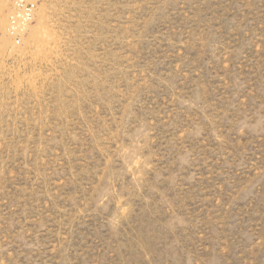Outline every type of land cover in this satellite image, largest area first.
Returning <instances> with one entry per match:
<instances>
[{
  "label": "rangeland",
  "instance_id": "rangeland-1",
  "mask_svg": "<svg viewBox=\"0 0 264 264\" xmlns=\"http://www.w3.org/2000/svg\"><path fill=\"white\" fill-rule=\"evenodd\" d=\"M0 0V264H264V0Z\"/></svg>",
  "mask_w": 264,
  "mask_h": 264
},
{
  "label": "built area",
  "instance_id": "built-area-1",
  "mask_svg": "<svg viewBox=\"0 0 264 264\" xmlns=\"http://www.w3.org/2000/svg\"><path fill=\"white\" fill-rule=\"evenodd\" d=\"M32 0H14L7 15V34L15 43H20L34 18Z\"/></svg>",
  "mask_w": 264,
  "mask_h": 264
},
{
  "label": "bare ground",
  "instance_id": "bare-ground-1",
  "mask_svg": "<svg viewBox=\"0 0 264 264\" xmlns=\"http://www.w3.org/2000/svg\"><path fill=\"white\" fill-rule=\"evenodd\" d=\"M0 25H1V19H0Z\"/></svg>",
  "mask_w": 264,
  "mask_h": 264
}]
</instances>
